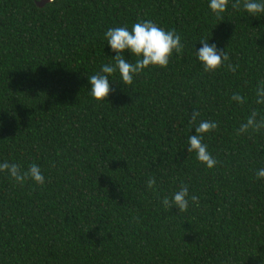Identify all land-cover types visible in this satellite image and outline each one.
I'll return each instance as SVG.
<instances>
[{"label":"trees","instance_id":"1","mask_svg":"<svg viewBox=\"0 0 264 264\" xmlns=\"http://www.w3.org/2000/svg\"><path fill=\"white\" fill-rule=\"evenodd\" d=\"M38 1L0 0V163L45 177L0 172V264H264V129L237 135L264 116V13L233 0L223 21L210 0ZM142 20L175 29L182 54L131 86L117 71L97 101L88 77L116 55L106 31ZM201 39L226 50L225 67L204 71ZM200 121L218 124L203 140L213 168L187 151ZM181 183L199 207H164Z\"/></svg>","mask_w":264,"mask_h":264},{"label":"clouds","instance_id":"2","mask_svg":"<svg viewBox=\"0 0 264 264\" xmlns=\"http://www.w3.org/2000/svg\"><path fill=\"white\" fill-rule=\"evenodd\" d=\"M253 16L264 13V0H233L231 7L233 10L241 8ZM229 6V0H210L209 8L223 21L222 14ZM105 39L112 51L116 53L113 57L114 63L104 64L101 71L90 77V91L97 101H106L113 91L109 77L117 71L120 74L122 83L131 86L134 77L140 75L149 67L167 68L173 54H182L185 45L181 42V36L175 29L165 30L151 20H142L135 23L131 30L126 26L109 28L105 33ZM202 47L196 52L198 60L203 65L205 72H215L225 67V62L230 60L226 50H220L215 44H210L208 39H201ZM129 53L137 57L135 63L125 59L124 53ZM227 70L235 73L239 65L227 63ZM232 100L243 104L246 97L234 93ZM255 103L264 104V81H261L256 89ZM259 113L255 110L251 112L246 122L242 123L237 129V135L252 132H260L264 129V116L257 119ZM200 113L196 110L190 115V124H196ZM218 128L217 122L200 121L195 127V135L189 137L187 148L188 152H195L197 159L204 163L208 168H213L218 161L209 153L208 146L203 143L204 134L212 132ZM0 172H5L17 184L23 185L31 179L38 185L45 183V177L40 167L33 163L27 170H23L21 165L9 163L7 161L0 163ZM258 179L264 178V168L256 173ZM156 180L150 177L147 181V188L155 191ZM199 207V198L196 195L189 194L187 184L181 183L179 190L174 192L172 198L167 196L161 201L165 208L171 210L174 206L179 212H186L189 208V202Z\"/></svg>","mask_w":264,"mask_h":264},{"label":"water","instance_id":"3","mask_svg":"<svg viewBox=\"0 0 264 264\" xmlns=\"http://www.w3.org/2000/svg\"><path fill=\"white\" fill-rule=\"evenodd\" d=\"M50 1H52V0H39L36 4H37V6L42 7V6H44L47 2H50Z\"/></svg>","mask_w":264,"mask_h":264}]
</instances>
